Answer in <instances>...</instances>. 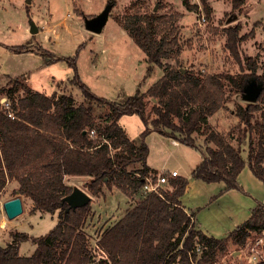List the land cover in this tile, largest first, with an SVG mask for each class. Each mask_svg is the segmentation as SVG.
I'll use <instances>...</instances> for the list:
<instances>
[{
    "label": "trees",
    "instance_id": "trees-1",
    "mask_svg": "<svg viewBox=\"0 0 264 264\" xmlns=\"http://www.w3.org/2000/svg\"><path fill=\"white\" fill-rule=\"evenodd\" d=\"M243 1L235 0L234 7ZM201 3L208 19L211 8L206 0ZM183 4L198 11L197 3L183 0ZM122 26L149 64L164 66L160 77L143 92L136 89L122 102L98 96L80 78L74 58L67 59L74 72L71 80L82 95L77 105L72 94L33 90L25 73L7 75L0 85V192L13 180L17 182L15 194L30 198L37 210L57 212L58 219L44 235L11 233V242L0 246V264H94L95 255L84 230L91 200L76 208L64 200L73 189L66 177L73 175L87 178L84 185L92 196L103 186H115L129 197L138 195L135 203L101 232L96 245L106 255L103 264H224L222 258L230 245L241 247L251 233L264 229L263 202L257 201L244 221L217 238L196 228V211H188L182 204L186 177L168 176L170 190L142 188L145 176L158 173L147 164L145 137L151 130L190 147H201V161L191 172L194 178L223 182L224 190L244 192L238 175L247 165L264 183V110L260 105L264 91L255 102L236 106V125L226 132L217 130L209 116L224 106L225 84L242 92L249 73L202 74L183 67L178 59V27L171 15L161 16L155 11L134 14ZM224 31L225 47L238 58L237 44L242 39L239 26ZM172 54L176 65H163V59ZM246 64L255 72V61L247 58ZM148 98L154 99L150 122L145 112ZM257 111L260 119L254 120ZM124 114L139 115L145 125L137 142L118 122ZM90 129L95 130V136H90ZM235 130L240 133L235 135ZM253 133L257 134L256 143ZM194 134L202 136L201 143ZM244 137L246 156L241 147ZM29 238L35 248L30 255H21L19 243Z\"/></svg>",
    "mask_w": 264,
    "mask_h": 264
},
{
    "label": "rangeland",
    "instance_id": "rangeland-1",
    "mask_svg": "<svg viewBox=\"0 0 264 264\" xmlns=\"http://www.w3.org/2000/svg\"><path fill=\"white\" fill-rule=\"evenodd\" d=\"M206 1L211 13L208 19L205 17V21H202L200 16L202 13L205 16V13L201 0H189L190 3L198 4V11L186 9L183 0H115L102 31L96 33L85 28L84 18L100 13L109 0H31L30 3H26V0H0V85L6 82L7 75L25 73L29 76L28 83L33 90L48 94L54 90L72 94L77 105L82 102V95L71 80L74 72L71 60L67 59L74 58L80 78L98 96L122 102L136 89L143 92L160 77L164 66L149 64L145 53L122 25L134 14L145 15L155 11L161 16L171 15L173 23L178 27V59L183 67L202 74L249 73L248 79L261 82L264 91V0H244L237 8L234 7L235 0ZM31 24L38 28L37 32H30ZM235 25L239 26V35H242L237 44L238 58L225 47L227 35L224 29ZM15 47L22 50H14ZM49 55L53 60L48 59ZM172 55L171 58L163 59V65H176L175 56ZM247 58L256 62L255 72L248 69ZM225 91L224 106L209 116L211 125L224 132L239 122L235 113L236 106H244L247 102L242 98V92L233 90L228 83L225 84ZM153 101L149 98L146 101L145 112L149 122L154 117L151 110ZM260 105L264 110V102ZM254 116V120L260 119V111ZM118 122L134 142L138 141L140 132L145 128L137 114H124ZM234 132L235 135L240 133L238 130ZM194 135L198 139L197 143H201L202 136ZM253 138L256 143V133H253ZM145 141L149 148L148 161L153 167L163 170L158 172L168 175L164 170L174 168L188 182L196 181L194 185L199 189L198 193L195 194L192 191L194 187H190L184 192L183 198L192 210L203 208L220 194L221 189H217V186L215 188V182L197 181L191 175L193 168L201 161V147L198 149L182 143L175 144L155 130L146 135ZM233 143L237 144L235 140ZM241 147L243 156H246V137ZM86 179L80 176L66 178V181L88 192L84 185ZM16 188L17 182L12 180L0 192V222L4 221L3 225L0 223V246L11 242V233L16 231L30 237L44 235L58 220L57 212L51 214L35 209L30 198L14 193ZM161 189L172 188L165 183ZM235 190L243 196H250L249 187L244 192ZM16 196L21 197L23 210L18 216L8 219L3 203ZM230 196H233L231 192L226 197V205L219 200L218 205L213 206L226 211L219 222L234 220L229 213L234 206ZM137 198L138 195L126 196L115 186H103L98 195H91L92 209L84 223V230L89 248L95 255L94 264H103L101 260L106 259L96 245L101 232L121 217ZM202 211L208 212L205 209ZM233 228L227 229V232ZM261 235L263 253L259 256L264 260V234L261 231L251 233L241 247L230 245L222 262L254 264L249 247ZM34 248L31 238L19 243L21 255H30Z\"/></svg>",
    "mask_w": 264,
    "mask_h": 264
},
{
    "label": "crops",
    "instance_id": "crops-1",
    "mask_svg": "<svg viewBox=\"0 0 264 264\" xmlns=\"http://www.w3.org/2000/svg\"><path fill=\"white\" fill-rule=\"evenodd\" d=\"M175 144H181L178 141L174 139H170ZM149 153V148H148ZM148 158V156H147ZM147 164L158 171H163L162 168H155L153 167L150 162L147 159ZM174 169V168H173ZM172 170V169H171ZM167 173L168 170H164ZM78 178L80 176H68L66 178ZM197 181L199 179H196ZM238 181L239 183L244 187V189H247L248 187L251 189L250 196H243L242 193L239 191H233L234 189H228L223 190L224 183L223 182H215V188L217 186V189H221V192L219 195L215 196L208 204H206L203 208L196 210L195 217H194V224L195 227L202 230L207 235H212L217 238H221L227 235V229H231L237 224L244 221L248 215L250 208L256 204L257 201L264 203V183L256 178L250 168L246 165L239 173L238 175ZM196 181H190L187 183L185 191L187 192V188L194 187L192 191H195V194L198 193V188L195 184ZM209 183V182H208ZM211 183V182H210ZM184 191V192H185ZM233 194V196H230V200L233 203V208L229 211V213L233 216L234 220H229L228 222L223 220V222H219V218H223L226 214V211L223 212V210H219L217 208H213L216 204L218 205V201L221 200L224 205H226L225 200L228 195ZM234 192V193H232ZM184 193L180 197L182 204L185 206L186 210H192L191 206L187 205L184 202ZM208 210L207 213H203L202 210ZM229 227V228H227ZM226 231V232H224Z\"/></svg>",
    "mask_w": 264,
    "mask_h": 264
},
{
    "label": "water",
    "instance_id": "water-1",
    "mask_svg": "<svg viewBox=\"0 0 264 264\" xmlns=\"http://www.w3.org/2000/svg\"><path fill=\"white\" fill-rule=\"evenodd\" d=\"M30 1L31 0H26V3H30ZM111 5L112 3L108 2L100 13L91 17H85V28L91 32H101L108 19ZM37 31L38 28L34 24H31L30 32L35 33ZM262 88L263 85L261 82H258L253 78L248 79L242 88V98L247 102H255L261 93ZM4 101L5 97H2L1 102ZM64 200L72 208H76L87 204L91 200V195L85 190L75 186L73 187L72 191L64 197ZM3 210L8 219H13L14 217L21 214L23 210L21 197L16 196L4 201Z\"/></svg>",
    "mask_w": 264,
    "mask_h": 264
},
{
    "label": "built area",
    "instance_id": "built-area-1",
    "mask_svg": "<svg viewBox=\"0 0 264 264\" xmlns=\"http://www.w3.org/2000/svg\"><path fill=\"white\" fill-rule=\"evenodd\" d=\"M200 17L202 21H205V16L203 13L201 14ZM89 134L90 136H95L96 132L94 129H90ZM167 174L168 175L158 172L155 176L152 175L145 176L144 183L142 186L143 190L158 192L163 184L168 183V176H176L178 175V171L176 169H172ZM262 232L264 234V229L262 230ZM262 247H263V236L261 235L257 237L254 240L253 245L249 247V250H251L250 253L251 260L254 261V264H258L260 261H264L261 260V257L259 256L261 255V253H263ZM99 251L105 255V253L100 248ZM101 257L104 258L106 257V255L104 257L103 256Z\"/></svg>",
    "mask_w": 264,
    "mask_h": 264
},
{
    "label": "bare ground",
    "instance_id": "bare-ground-1",
    "mask_svg": "<svg viewBox=\"0 0 264 264\" xmlns=\"http://www.w3.org/2000/svg\"><path fill=\"white\" fill-rule=\"evenodd\" d=\"M1 223V222H0ZM3 223H4V221L2 220V223H1V225H3ZM5 225V224H4Z\"/></svg>",
    "mask_w": 264,
    "mask_h": 264
}]
</instances>
